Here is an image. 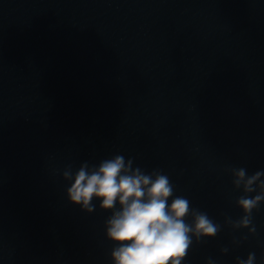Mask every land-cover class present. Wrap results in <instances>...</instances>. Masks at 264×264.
Instances as JSON below:
<instances>
[{
  "label": "water",
  "instance_id": "95a60500",
  "mask_svg": "<svg viewBox=\"0 0 264 264\" xmlns=\"http://www.w3.org/2000/svg\"><path fill=\"white\" fill-rule=\"evenodd\" d=\"M116 155L219 226L182 264H264V0H0V264H114L63 173Z\"/></svg>",
  "mask_w": 264,
  "mask_h": 264
},
{
  "label": "clouds",
  "instance_id": "9594fccd",
  "mask_svg": "<svg viewBox=\"0 0 264 264\" xmlns=\"http://www.w3.org/2000/svg\"><path fill=\"white\" fill-rule=\"evenodd\" d=\"M246 176L244 168L236 169L233 181L236 187L243 185L245 193L237 200L244 213L242 227L249 226L253 209L264 201V171ZM63 177L71 181L67 189L71 203L92 212L95 199L102 210L112 211L106 234L117 245L111 253L114 264H182L193 234L197 238L214 237L218 232L219 226L206 213L192 209L188 199L173 198L174 188L167 175L134 169L132 160L125 161L122 155L104 159L98 166L84 163L75 173L64 171ZM254 185L261 191L250 197L248 193L256 192ZM189 215L193 216L192 223L186 222ZM254 260L252 253L239 264H254Z\"/></svg>",
  "mask_w": 264,
  "mask_h": 264
}]
</instances>
